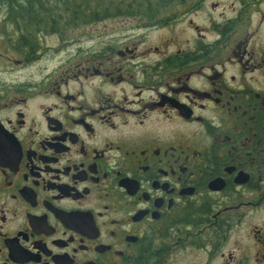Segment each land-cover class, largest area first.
I'll list each match as a JSON object with an SVG mask.
<instances>
[{"label":"flooded vegetation","instance_id":"obj_1","mask_svg":"<svg viewBox=\"0 0 264 264\" xmlns=\"http://www.w3.org/2000/svg\"><path fill=\"white\" fill-rule=\"evenodd\" d=\"M162 1L0 10V264H264V0Z\"/></svg>","mask_w":264,"mask_h":264},{"label":"trees","instance_id":"obj_2","mask_svg":"<svg viewBox=\"0 0 264 264\" xmlns=\"http://www.w3.org/2000/svg\"><path fill=\"white\" fill-rule=\"evenodd\" d=\"M108 0H0V10L28 12L30 17H42L39 12H45L44 19H60V27L79 26L87 21L105 18L111 10H134L135 0H121L120 3ZM168 0L162 1L167 5ZM123 4V8H118ZM118 10V11H119ZM24 16V14H23ZM27 17V16H26ZM45 25V24H44Z\"/></svg>","mask_w":264,"mask_h":264},{"label":"rangeland","instance_id":"obj_3","mask_svg":"<svg viewBox=\"0 0 264 264\" xmlns=\"http://www.w3.org/2000/svg\"><path fill=\"white\" fill-rule=\"evenodd\" d=\"M108 1L112 2V0H108ZM217 5H220V6H217ZM230 5H231L230 0H208L206 2V8L204 10H201L199 14L194 17V20H196L200 25H202L207 30H209L211 28L212 21L214 22L215 20L219 19L221 15L229 14L231 9L228 7H230ZM166 10L167 9H165L164 11ZM113 11L115 10H111L110 12H113ZM110 12L107 13L105 18L109 16ZM105 18L93 20L91 22L87 21L77 27H71V26L62 27L61 35L69 39H73V40L83 39L84 41L90 36V33L93 35H98V34H101L102 31H104L107 27L120 26L123 23L121 19L118 20L117 18L116 19L114 18L113 20L112 19L104 20ZM174 27L176 28L175 29L169 28L167 31H166L167 28H165L163 32L168 35H171V37H173L172 32L177 34L178 36H182L186 34L185 25L183 23L177 24ZM154 35L159 36L160 34L157 31L154 33ZM213 36H214L213 34L211 35L207 34L206 38L212 39ZM56 40L57 38H55L54 36H50V38H47L45 42L51 45H56L57 44Z\"/></svg>","mask_w":264,"mask_h":264}]
</instances>
